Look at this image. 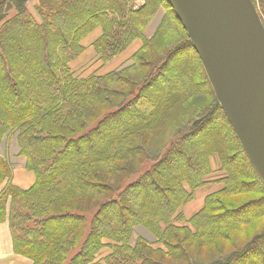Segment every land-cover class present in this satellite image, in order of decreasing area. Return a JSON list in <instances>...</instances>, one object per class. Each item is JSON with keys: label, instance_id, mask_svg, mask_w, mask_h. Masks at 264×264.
<instances>
[{"label": "trees", "instance_id": "16d2710c", "mask_svg": "<svg viewBox=\"0 0 264 264\" xmlns=\"http://www.w3.org/2000/svg\"><path fill=\"white\" fill-rule=\"evenodd\" d=\"M28 1L0 0V222L13 252L31 264H264V183L168 0ZM251 2L264 26V0ZM96 28L103 62L141 46L121 68L75 76L69 62ZM12 137L35 176L25 189L4 153ZM211 181L221 187L186 218Z\"/></svg>", "mask_w": 264, "mask_h": 264}, {"label": "water", "instance_id": "95a60500", "mask_svg": "<svg viewBox=\"0 0 264 264\" xmlns=\"http://www.w3.org/2000/svg\"><path fill=\"white\" fill-rule=\"evenodd\" d=\"M264 183V27L250 0H168Z\"/></svg>", "mask_w": 264, "mask_h": 264}, {"label": "rangeland", "instance_id": "374dc122", "mask_svg": "<svg viewBox=\"0 0 264 264\" xmlns=\"http://www.w3.org/2000/svg\"><path fill=\"white\" fill-rule=\"evenodd\" d=\"M37 0H29L27 3V7L29 10L34 11V4L36 3ZM141 2V1H139ZM251 5L255 9L254 5L252 4L250 0ZM257 12V10L255 9ZM164 14V10L160 8L158 12L154 15L152 18L151 22L147 25L145 28V34L147 37H150L152 33L154 32L157 24L159 23L160 19L162 18ZM258 14V12H257ZM259 16V14H258ZM260 18V16H259ZM264 19V17L262 16ZM261 20V19H260ZM262 23V22H261ZM263 25V24H262ZM264 27V26H263ZM101 34V29L96 28L92 30L90 33H88L82 40H81V45L84 47L83 51L78 54L75 58H73L69 62V67L71 71L74 73L75 76L79 77H85L88 75H103L106 74L110 71H114L118 68L123 67L124 65H127L131 62V57L133 53H135L139 47L141 46V39L137 38L134 39L125 49L120 51L118 54H116L114 57L111 59L103 62L99 55L96 53L94 50V47L92 43L94 40ZM187 55H174V58L172 60L171 65L173 66L172 68L175 70H179L180 68L182 69L184 66V63L186 62ZM170 79V78H169ZM172 80H175V78H171ZM170 81V80H169ZM159 81L158 84L161 85ZM157 84V85H158ZM203 97L199 96L198 100H201ZM211 132V131H210ZM16 133L13 135L15 137ZM210 134H208L207 137H209ZM13 137L7 141L6 148L4 153L6 154L7 152V157L8 159L12 160L13 163L17 164V166L13 169V175H12V183L17 185L20 188H28L35 180L34 173L30 170H27L26 168L23 167V165L20 163V159L16 155V143ZM2 151V150H1ZM214 160V159H213ZM212 167L216 168V162L214 163L212 161ZM220 171L216 170L213 171L209 179L212 178H217L220 176ZM221 187V184L218 182H208L202 187H199L195 189L194 191V197L191 201L187 202L184 204L181 208L180 211L185 215L186 218H189L192 216L194 213H196L200 207L203 206L205 197L218 190ZM1 234L6 235L5 232H1ZM107 253V249H102L101 252H99V257H102ZM10 260H12L10 262ZM4 261L5 263H2ZM29 263L27 260H25L22 264H27ZM0 264H19L15 258V256L7 253L3 257H0Z\"/></svg>", "mask_w": 264, "mask_h": 264}, {"label": "crops", "instance_id": "0c3cea01", "mask_svg": "<svg viewBox=\"0 0 264 264\" xmlns=\"http://www.w3.org/2000/svg\"><path fill=\"white\" fill-rule=\"evenodd\" d=\"M2 231L5 232L6 235L1 234ZM7 253L15 256V258L19 264H22L25 260H27L29 262L27 264H31L30 259H28L24 256H21V255H18V254L13 252L11 234H10V231L8 228V223H7V221H4V222H0V257H3ZM11 261L12 260H10V262ZM2 263H5V262L2 261Z\"/></svg>", "mask_w": 264, "mask_h": 264}, {"label": "bare ground", "instance_id": "6f19581e", "mask_svg": "<svg viewBox=\"0 0 264 264\" xmlns=\"http://www.w3.org/2000/svg\"><path fill=\"white\" fill-rule=\"evenodd\" d=\"M20 163L22 164V161L20 160Z\"/></svg>", "mask_w": 264, "mask_h": 264}]
</instances>
